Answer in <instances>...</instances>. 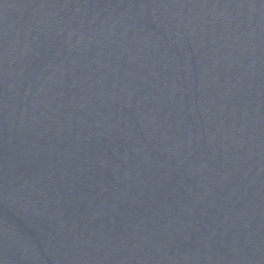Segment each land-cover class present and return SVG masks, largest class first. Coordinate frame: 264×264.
I'll return each instance as SVG.
<instances>
[{"label":"water","instance_id":"1","mask_svg":"<svg viewBox=\"0 0 264 264\" xmlns=\"http://www.w3.org/2000/svg\"><path fill=\"white\" fill-rule=\"evenodd\" d=\"M0 264H264V0H0Z\"/></svg>","mask_w":264,"mask_h":264}]
</instances>
